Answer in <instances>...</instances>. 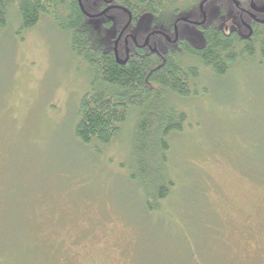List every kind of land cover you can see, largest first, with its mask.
<instances>
[{"label":"rangeland","instance_id":"obj_1","mask_svg":"<svg viewBox=\"0 0 264 264\" xmlns=\"http://www.w3.org/2000/svg\"><path fill=\"white\" fill-rule=\"evenodd\" d=\"M16 13L0 33V264H264V59L173 97L177 189L148 211L125 169L132 123L80 145L88 67L52 19L23 31Z\"/></svg>","mask_w":264,"mask_h":264},{"label":"trees","instance_id":"obj_2","mask_svg":"<svg viewBox=\"0 0 264 264\" xmlns=\"http://www.w3.org/2000/svg\"><path fill=\"white\" fill-rule=\"evenodd\" d=\"M13 6L23 31L52 19L88 67L74 126L80 145L97 153L132 123L125 169L148 211H163L177 189L169 138L184 131L187 115L173 97H191L204 75L223 79L264 59V0H0V33Z\"/></svg>","mask_w":264,"mask_h":264},{"label":"water","instance_id":"obj_3","mask_svg":"<svg viewBox=\"0 0 264 264\" xmlns=\"http://www.w3.org/2000/svg\"><path fill=\"white\" fill-rule=\"evenodd\" d=\"M129 24V22L127 23V25Z\"/></svg>","mask_w":264,"mask_h":264}]
</instances>
